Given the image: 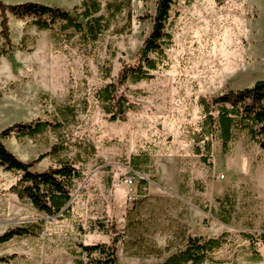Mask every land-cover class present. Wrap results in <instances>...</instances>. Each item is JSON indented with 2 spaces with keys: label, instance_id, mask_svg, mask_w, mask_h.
<instances>
[{
  "label": "rangeland",
  "instance_id": "obj_1",
  "mask_svg": "<svg viewBox=\"0 0 264 264\" xmlns=\"http://www.w3.org/2000/svg\"><path fill=\"white\" fill-rule=\"evenodd\" d=\"M0 1L37 2L86 22L78 15L88 0ZM95 1L94 17H102L103 28L94 42L11 16V47L0 40V132L50 121L55 107L74 105L75 122L64 135L93 148L90 155L74 147L40 158L61 136L50 129L2 140L34 171L77 159L81 178L73 184L68 215L48 217L17 198L12 187L19 175L0 168V236L15 228L30 231L0 244V264L85 261L80 245H111L97 223L115 226L119 264H160L197 236L222 238L212 255L221 264H264V257L254 260L243 236L264 233V151L242 131L223 153L215 132L203 162L202 144L198 155L192 140L203 119L200 98L264 79V0L176 1L153 77L121 88L133 105L123 121H110L94 95L115 81L122 64L137 61L156 0ZM130 171L136 189L118 185ZM256 249L263 254L260 245Z\"/></svg>",
  "mask_w": 264,
  "mask_h": 264
},
{
  "label": "trees",
  "instance_id": "obj_2",
  "mask_svg": "<svg viewBox=\"0 0 264 264\" xmlns=\"http://www.w3.org/2000/svg\"><path fill=\"white\" fill-rule=\"evenodd\" d=\"M176 1L178 0L155 1L154 13L148 16L151 30L138 51L137 61L133 65L122 64L115 81L105 84L95 92L96 101L109 116L110 121H123L126 113L133 109L132 103L121 88L126 84L133 85L153 77L151 72L157 69L159 59L164 53V46L169 40L166 26L171 7ZM81 8L83 11L78 16L86 21L84 25L77 17H72L57 7L37 2L9 5L0 1V40H3V45L11 47L8 26V18L11 16L18 20L30 19L38 30H53L58 26L61 32L73 30L94 42L103 28L102 17H94L99 11V4L95 0H88L83 2ZM65 36L70 38L72 35ZM3 53L4 51H0V55ZM198 104L202 108L203 119L192 140L198 155H201L202 144L203 162L210 154L215 132L219 134L223 153H226L227 145L234 139L235 134L242 131H245L249 139L264 151V79L254 82L249 87L227 90L210 99L200 98ZM76 114L77 108L74 105L55 107L50 121L36 119L27 123H16L0 132V168L19 175L12 191L20 201L28 203L48 217L68 215L73 184L81 178V172L75 165L77 159H60L56 165L49 166L44 171H34L33 163L20 161L5 147L2 140L9 137L33 138L50 129L61 136L59 141L40 158L56 156L74 147L84 155H90L93 151L90 145L72 141L70 137L64 135V131L74 124ZM96 226L99 231L111 235V245H80V254L84 255L85 261H77L76 264H119L115 248L119 237L115 226L113 224L106 226L102 223H97ZM29 234L30 231L25 228L10 229L0 236V244ZM243 236L250 242L249 247L254 260L264 257V233L255 237L247 234ZM222 244L221 237H188L181 249L170 254L160 264H221L222 262L213 259L212 255ZM257 244L263 249L262 255L256 249ZM2 260L4 259H0Z\"/></svg>",
  "mask_w": 264,
  "mask_h": 264
},
{
  "label": "built area",
  "instance_id": "obj_3",
  "mask_svg": "<svg viewBox=\"0 0 264 264\" xmlns=\"http://www.w3.org/2000/svg\"><path fill=\"white\" fill-rule=\"evenodd\" d=\"M137 175L135 172L130 171L129 173H127L125 176L121 177L118 180V185H124L127 188H137Z\"/></svg>",
  "mask_w": 264,
  "mask_h": 264
}]
</instances>
